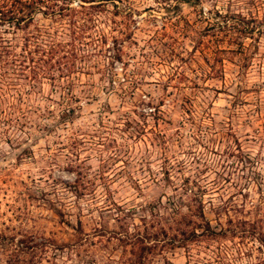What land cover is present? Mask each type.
<instances>
[{
	"label": "rangeland",
	"instance_id": "obj_1",
	"mask_svg": "<svg viewBox=\"0 0 264 264\" xmlns=\"http://www.w3.org/2000/svg\"><path fill=\"white\" fill-rule=\"evenodd\" d=\"M80 4L0 85V264H264V0Z\"/></svg>",
	"mask_w": 264,
	"mask_h": 264
},
{
	"label": "trees",
	"instance_id": "obj_2",
	"mask_svg": "<svg viewBox=\"0 0 264 264\" xmlns=\"http://www.w3.org/2000/svg\"><path fill=\"white\" fill-rule=\"evenodd\" d=\"M85 0H0V85L14 80L33 82L39 73L54 79L50 68L56 67L58 76H66L75 68L81 43L58 41L47 31L35 27L28 31L33 15L59 17L64 11L74 13L71 3L79 5ZM22 35L17 37L16 32ZM48 38V39H47ZM19 40V41H18ZM238 49H244L240 39H234ZM79 44V45H78ZM222 49H218L221 51ZM67 112L72 109L67 108ZM64 110V111H66ZM61 113L63 118L66 113Z\"/></svg>",
	"mask_w": 264,
	"mask_h": 264
}]
</instances>
